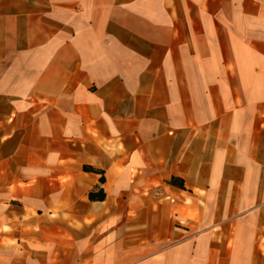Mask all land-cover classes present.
Here are the masks:
<instances>
[{
    "label": "crops",
    "instance_id": "crops-1",
    "mask_svg": "<svg viewBox=\"0 0 264 264\" xmlns=\"http://www.w3.org/2000/svg\"><path fill=\"white\" fill-rule=\"evenodd\" d=\"M0 264H264V0H0Z\"/></svg>",
    "mask_w": 264,
    "mask_h": 264
},
{
    "label": "rangeland",
    "instance_id": "rangeland-1",
    "mask_svg": "<svg viewBox=\"0 0 264 264\" xmlns=\"http://www.w3.org/2000/svg\"><path fill=\"white\" fill-rule=\"evenodd\" d=\"M49 213L51 214L52 217H55V216H59L57 213H59L58 210H49V211H46V215L49 216ZM55 214V215H53ZM197 217H198V214L197 212L195 211H191L189 210L185 215L182 216V218L185 220V219H192V220H197ZM199 229L196 228L193 232H198Z\"/></svg>",
    "mask_w": 264,
    "mask_h": 264
},
{
    "label": "trees",
    "instance_id": "trees-1",
    "mask_svg": "<svg viewBox=\"0 0 264 264\" xmlns=\"http://www.w3.org/2000/svg\"><path fill=\"white\" fill-rule=\"evenodd\" d=\"M87 170H94L93 167L85 166ZM105 178L102 177L101 181L104 182ZM174 181V179H173ZM91 200H104L105 199V192L103 189H100L98 192H91L89 194Z\"/></svg>",
    "mask_w": 264,
    "mask_h": 264
}]
</instances>
